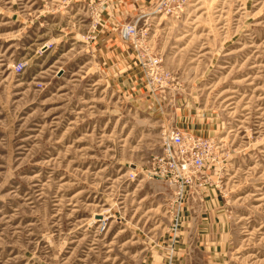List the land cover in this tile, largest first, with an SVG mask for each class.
<instances>
[{
  "label": "rangeland",
  "instance_id": "374dc122",
  "mask_svg": "<svg viewBox=\"0 0 264 264\" xmlns=\"http://www.w3.org/2000/svg\"><path fill=\"white\" fill-rule=\"evenodd\" d=\"M0 264H264V0H0Z\"/></svg>",
  "mask_w": 264,
  "mask_h": 264
},
{
  "label": "built area",
  "instance_id": "2783aa9c",
  "mask_svg": "<svg viewBox=\"0 0 264 264\" xmlns=\"http://www.w3.org/2000/svg\"><path fill=\"white\" fill-rule=\"evenodd\" d=\"M170 143L174 150L167 148L160 158L154 160L150 177L174 186L177 188V195L181 196L182 189L191 188V176L204 166V160L195 144L205 145V142L191 136L172 134Z\"/></svg>",
  "mask_w": 264,
  "mask_h": 264
}]
</instances>
